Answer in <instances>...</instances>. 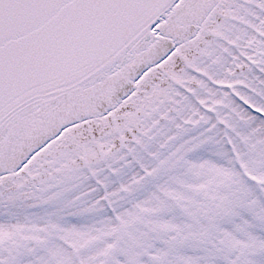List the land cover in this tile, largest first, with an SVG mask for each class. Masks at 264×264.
<instances>
[{"label":"snow or ice","instance_id":"snow-or-ice-1","mask_svg":"<svg viewBox=\"0 0 264 264\" xmlns=\"http://www.w3.org/2000/svg\"><path fill=\"white\" fill-rule=\"evenodd\" d=\"M0 264H264V0H0Z\"/></svg>","mask_w":264,"mask_h":264}]
</instances>
